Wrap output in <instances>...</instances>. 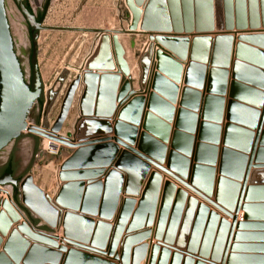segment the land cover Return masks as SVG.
<instances>
[{
  "label": "rangeland",
  "instance_id": "374dc122",
  "mask_svg": "<svg viewBox=\"0 0 264 264\" xmlns=\"http://www.w3.org/2000/svg\"><path fill=\"white\" fill-rule=\"evenodd\" d=\"M26 1L31 4L36 13H39L44 5V0ZM180 1L182 3V0ZM192 5L196 15L198 8L205 6L201 0H195ZM172 7L170 1L165 0V13L170 19L174 13ZM180 7H182L180 15L182 29L180 31H176L177 27L173 25H164L162 31L155 28L145 31L140 26L136 30L129 29L132 16L126 0H53L51 2L42 24L43 28L39 30L36 40L37 62L43 92L29 116L32 123L41 126L47 99L46 91L58 83L59 77L67 70L68 74L64 82L59 83L61 84L60 89L48 115V122L55 127L58 116L65 107L64 103L70 85L81 75V81L59 128L60 134L68 136L71 133V137L77 138L79 121L83 116L81 98L86 87L84 84V72L87 70L85 62L98 43L99 34L94 30L102 29L121 31L119 38L125 48V59L129 68L131 67V76L129 74L124 77L130 78L131 88L136 90V93L148 97L149 93L154 91L148 85L151 79L158 74V77L163 78L165 83H169V87L177 89L175 103L166 96H162L164 102L172 105L175 112L171 121L155 114L156 118L163 122L164 130L166 126L170 127L168 137L158 139L162 148L165 149L164 158L161 160L158 157H150L157 165L145 162L132 150L129 152L123 145L115 143L118 153L111 165L104 167V173L93 178L82 176L74 178L76 182H83L86 188L100 181L104 184L103 180L112 170L116 171L119 176L115 179L117 184L115 210L111 218L101 216L103 196L97 197L94 189L84 190L79 196L83 206L81 205L78 210L70 209L71 212H75L92 223L93 228L90 233L92 236L79 233L75 234L77 236H71L65 233L63 225L49 226L47 221L38 215L40 213V216L45 217L41 214L43 206L40 203H35L36 209L30 210L23 203L21 191L19 190V202H16L15 190L10 185H6L5 188L9 189L13 201L23 210L25 216L37 228L58 235L60 240H47L42 237L43 240H41L40 237L22 230L20 226L25 223L22 218L17 213L12 215L10 211L0 207V218L12 221V224L10 221L7 223L11 226L6 234L0 231V253L3 252L10 236L17 233L19 239L16 242L20 247L21 263L30 257L33 259V264H222L224 256L222 251L229 243L230 249L225 264H264V168L253 166L259 163V150H262L261 153L264 154V71L260 69L262 65L258 66L257 58H253V55L264 53L255 48L258 46V40L249 42V40L241 39L244 36L264 32V27L234 29L232 30L234 32L224 31L225 33L215 29L201 31L195 27V30L188 32L182 4ZM6 8L25 78L31 82L33 48L31 26L16 0H6ZM216 10L217 7L212 6V17ZM235 14H233V19L236 22ZM258 15L262 20V10ZM224 16H226L225 11H223ZM170 22L172 24V21ZM231 33L234 34L232 35L234 37L232 56L230 61L223 62L221 54H218L221 52L219 50L221 46L216 44V39L219 35ZM195 38L198 41L195 44L196 57L193 58L191 51ZM242 44L244 51H239L236 55V46H242ZM146 48L147 52L150 49L153 50L155 62L156 52L162 51L170 69L160 71L156 66L151 68L152 61L146 80L147 86L140 92L141 84L144 82L140 58ZM142 59L143 57L141 61ZM237 61L246 69L240 72V78L234 77L233 73L234 63ZM191 63L195 64L194 83L197 84L190 87L201 96L198 98L199 110L194 112L197 116L194 129L189 128L184 131L177 127L174 118L176 116L177 119V106L181 108L177 104L178 99L180 98L181 101L183 89L189 86L185 81V74ZM176 67L182 69L180 74L177 72L179 75L174 73ZM221 71L227 72L226 83L210 87L209 82L219 84ZM199 81L203 82L201 86ZM234 83L239 86L232 88ZM41 99L42 103H40ZM230 102L233 104L229 109ZM207 104L209 113L203 115ZM118 109L119 107H117V113ZM144 111L147 112L149 109L145 108ZM229 115L230 118H228ZM217 118L220 120L218 121ZM142 124L143 121L137 125L139 133L136 139L129 141L128 144L133 150L143 153L145 150L139 146L140 134L145 131ZM176 132L185 134L178 142L181 143L180 146L187 147L191 140V148L189 150L186 148L187 153L173 146ZM22 135L23 137L31 136L29 142L27 139L21 140V144L28 142L25 145V152L30 153V150L34 152L29 163L28 174L43 192L45 199L42 200L44 202L47 200L50 205H57L56 207L63 214L66 210L58 205L55 199L61 187L67 182L62 180L64 172L62 166L74 149H71L68 155L67 152L62 151L65 147L62 145L59 152H53L48 150L44 137L31 132ZM32 136H37V141ZM121 139L124 142L127 141ZM254 147H256V154L252 159L253 165L248 170ZM171 152L187 158L185 176L180 170L181 163L182 165L184 163L180 162L181 159L179 160L180 165H177L180 166L179 168L176 165L174 167L172 163L169 164ZM124 153H129L140 161L131 160L126 169L119 167L117 164L119 160H123ZM169 172L177 176L179 180ZM207 173L210 176L205 179L207 177L204 175ZM156 190H159L158 197ZM178 197L181 198L180 203H183V208L179 212V222L174 230L175 235L167 239L166 233L170 230L168 225L157 231L160 209H163V204H165L168 217L160 220L167 221L168 224ZM209 200L218 203L217 205L224 208L226 212L215 207ZM222 201L226 204H221ZM190 206H192L193 214L186 219L187 209ZM110 207L111 204L107 203L104 208L106 214ZM93 209L95 212H92ZM210 213L218 216L219 223L221 220L227 222L225 237L219 241L223 246L222 249L217 250L221 252L216 255L212 246L202 245L203 243L215 245L218 241L220 224H217L216 232L207 238ZM235 217H237L236 220ZM4 219H1L0 223H5ZM184 220L187 221L186 225H184ZM100 225L103 229H98ZM82 227H84V232L89 230L88 223L83 224ZM95 228L99 231L98 234ZM95 233L97 237H94ZM181 237H184V241H179ZM101 240H104L103 245H101L103 243ZM191 242H195L196 246H190Z\"/></svg>",
  "mask_w": 264,
  "mask_h": 264
},
{
  "label": "water",
  "instance_id": "95a60500",
  "mask_svg": "<svg viewBox=\"0 0 264 264\" xmlns=\"http://www.w3.org/2000/svg\"><path fill=\"white\" fill-rule=\"evenodd\" d=\"M170 4L173 6L174 12L172 18L170 19L169 15L165 13V0H126V4L128 9L132 11L131 16V24L129 29L136 30L138 24L141 20V29L142 30H151L155 28L156 30H163L164 25L177 27L176 31H180L181 27V4L184 10V16L187 26V31L192 32L195 30V27L201 31H211L215 29L216 31H232L234 29L237 30H245L248 27L251 29H258L261 26L264 27V0H262V16L263 21L261 23L258 13V4L256 0H249L247 4V0H201L205 4L202 8H198V13L196 15L193 3L195 0H169ZM17 4L19 5L21 11L29 21L31 26V39L33 43L32 48V56H31V67H32V80L28 82L25 78L24 71L22 69V65L19 59L16 43L14 40L7 8H6V0H0V152L5 149L11 142L15 139L20 137L23 133L28 132L34 133L36 135L41 136V133L37 131L35 128H39L36 123H32L29 121V113L31 109L34 107L35 103L41 97L43 92V85L41 80V74L37 62V43L36 40L39 36V30L43 28L42 22H37L35 19V15L32 14L24 5L22 0H16ZM146 2V3H145ZM51 0H47L45 5V11H47ZM145 3L144 10L140 8L142 4ZM181 3V4H180ZM217 7L215 15L212 17V6ZM248 6V10L247 9ZM171 8V10H172ZM236 11L235 13L233 11ZM223 11H225L226 18L223 17ZM233 14L236 15V22L233 19ZM166 16V19H165ZM174 17V18H173ZM215 17V18H214ZM184 20V21H185ZM167 21V22H166ZM172 21V24H170ZM100 35L99 43L95 49L94 54L89 58L86 63V68L90 69L94 64V67L97 68H104L109 69L111 66V52H110V34H112V39L114 43V48L117 56V60L119 66L121 67L120 72L118 74H95L90 73L89 71L85 73L84 76V84L85 90L81 98V112L83 116L79 121L77 138H86L88 139L91 136H97L105 132L107 134L109 131H112L111 124L105 122L104 120H97L90 118L89 116H103V117H110L112 114L115 113L117 107H121V110L118 115V120L114 126V132L116 137L113 139H99V140H92L89 139L87 142H83L77 146L78 149L71 152L69 158L63 164V181H67L60 189L55 201L58 205H60L63 209L66 210L63 218V226L65 227V233L71 236H77L78 234H86L92 236L91 229L93 225L88 220H85L82 216L75 214V212H71L70 209L78 210L79 207L84 204L80 202L79 196L84 192V190H92L94 189L97 192L98 196H103V211L101 216L103 218L110 217L114 213V203L116 200V178H119L116 171L112 170L108 173L107 178L103 182H96L94 184H90L85 188V184L80 181H74L76 176H82L83 178H93L99 174L105 172L106 166H110L113 162L114 158L116 157L117 147L118 145H123L125 148L128 149L130 152L131 150L142 160L147 163L155 164L157 163L152 159L158 157L159 159H163L165 155V149H163L161 142L158 139H166L170 133V127L166 126L165 130L163 128V122L156 118V115L164 117L168 121H171L172 117L174 116L175 109L172 105L164 102L162 96H166L169 100L173 103L177 101V94L174 87H169V83H165L163 78H159L158 74H156L149 83L148 87L153 88L154 91L149 93V96H143L139 93H136V90H133L131 87V80L130 78H123V86L121 88V92L117 94L119 82L121 80V72L124 76H128L130 72V68L128 65L127 60L125 59V48L122 45L119 34L121 31H114V30H94ZM225 33V32H224ZM242 40L253 42L256 40H260V44L264 43V34H256V35H248L241 38ZM198 40L195 38L193 40L192 45V54L191 57H196V42ZM206 42V40H203ZM233 43L234 37L229 34H222L217 36L216 44H220L221 58L223 62L230 61L232 52H233ZM236 55L239 54V51H244V46L238 45L236 46ZM206 54V53H205ZM204 56V55H203ZM153 61V50L150 49L149 52L144 54V57L141 61L143 62V83L141 84V91L146 88V80L148 78L150 72V65ZM156 68L160 71H169L170 66H168L167 61H165L164 53L162 51L156 52ZM166 63V64H165ZM229 63V62H228ZM179 64V63H178ZM180 65V64H179ZM194 65L190 64L186 74H185V81L188 83L189 86L185 87L182 91L180 105L181 108L178 110L177 113V127L182 128V130L186 129H194V124L196 121V114L195 111L199 110V102L198 98L201 96L200 93H197L193 88L190 86H194L195 79H194ZM243 64L240 62L234 63V77L240 78V72H244L246 69L242 67ZM181 66V65H180ZM177 68V67H176ZM182 71L179 67L175 70L174 73H179ZM177 73V75H179ZM220 80L218 83H210V87H216L220 84H225L227 79V72L221 71L220 72ZM68 71L65 70L62 75L59 77V82L55 85L57 86L56 96L58 95L60 85L59 83H63ZM81 81V76H78L70 85L67 98L65 99V107L63 108L62 112L58 116V119L55 124V130L59 131V128L65 118V113L70 106L73 94L77 89L79 83ZM164 82V83H163ZM200 86L203 82L199 81ZM168 84V85H167ZM54 85V86H55ZM235 86H239L236 83L232 84V88ZM222 87V86H221ZM233 92V90H232ZM47 97V95H46ZM54 102H50L46 99L44 110H43V119H42V127H45L48 123V115L51 111ZM118 103V105H117ZM229 105V109L231 108L232 104ZM148 108L149 111L145 112L144 109ZM204 112L206 115L209 113V106L208 104L204 107ZM231 115V114H230ZM230 115L228 118H230ZM188 117V119H187ZM218 119V118H217ZM220 118L218 119V121ZM143 121L142 127L144 128V132L140 134V148L142 147L145 152H139L137 150H133L132 147L128 144L129 141L136 139L137 134L139 133V129L137 125H139ZM220 129V128H218ZM184 133V132H183ZM181 132H176L174 134V144L176 148L179 150L186 151L191 148V140L186 147L185 145L180 146L181 143H178L181 140L182 135H185ZM187 135V134H186ZM227 136V134H226ZM68 137H71V133L68 134ZM127 140L123 141L121 138ZM188 137V135L186 136ZM190 137V136H189ZM114 140V142L112 141ZM262 150H259L258 160L259 163L252 164V159L256 154V147L253 148L251 162L249 164L248 170L252 167L255 168H264V154L261 153ZM152 157V158H150ZM123 160H119L118 164L119 167H123L126 169L129 166V162L132 161H140L135 159L129 153H124L122 157ZM171 161L169 162L173 164V166L178 167L180 162H184L183 165L181 163L180 170L182 175H186V166L187 165V158H182V156H178L175 152H171ZM123 161V163H122ZM179 163V164H178ZM98 167L99 169L96 171L94 168ZM178 167V168H179ZM182 168V169H181ZM142 172V171H141ZM140 172V173H141ZM171 173V172H169ZM176 177L178 180L179 178L174 174H170ZM210 174L204 175L208 179ZM204 179V180H205ZM11 182L13 185L18 186V189L22 193V200L25 206H27L30 210L36 209L35 203H40L43 208V212L48 219L57 220L59 215V211L53 206L48 203L46 200L45 202L42 200L44 197L43 192L39 189L36 184L33 182V178L30 174L26 175L20 181L12 180L11 174L7 173L4 176L0 177V191L1 186L7 185V183ZM102 182V183H101ZM120 184V183H119ZM106 187V188H105ZM159 189V188H158ZM18 191L15 193L17 194ZM222 192V191H221ZM156 196L158 197L159 190H156ZM168 192L166 190V196ZM156 197V198H157ZM10 198V197H9ZM107 199V200H106ZM207 199V198H206ZM38 200V201H37ZM181 198L178 197L177 202L174 206V211L169 219V223L167 221H161V218L168 217L166 216L167 210H165V204H163V209H160L159 221L157 224V231L161 229L163 226L168 225L170 230L166 233L167 239L173 238L175 235L174 230L178 225L179 219V212L183 208V203H180ZM215 207L220 208L222 211H225L224 208L217 205L218 203L209 200ZM218 201H220L218 199ZM152 202V201H151ZM107 203L111 204V207L108 208V212L106 214L104 208ZM231 202H229L230 204ZM18 209L23 213L24 219H27L28 222L31 224V228L34 230L31 231L30 227L24 223L21 227L22 230L28 231L32 235H36L38 237L50 240L55 239L59 240L58 235H52L50 232H47L42 229H38L33 222H31L23 210L18 206L15 202ZM152 204V203H151ZM223 205L226 203L222 201ZM228 204V205H229ZM34 206V207H33ZM16 207V206H15ZM33 207V208H32ZM239 208V206L237 205ZM156 208V206H155ZM237 208V211L239 209ZM181 209V210H180ZM95 212V209L92 210ZM226 212V211H225ZM155 214V209L154 212ZM193 214L192 206L187 209V216L188 217ZM186 215V213H185ZM154 216V215H153ZM18 217V216H17ZM40 218H43L42 216ZM210 223L207 228V238L211 237L213 232H216L217 224L219 225L218 230V241L215 245L211 243H203V246H212L214 249V254L221 251H217L218 249H222V244L219 243L225 237V227L226 221L221 220L220 223L218 221V216L214 213H210ZM237 217H235L236 220ZM49 226L52 227L51 223L47 222ZM88 223L89 230L84 232L83 224ZM103 223V222H100ZM187 221L184 220V225H186ZM4 228L8 225L6 223H0ZM54 228V227H53ZM96 229V228H95ZM98 229H103V226L100 225ZM171 230H173L171 232ZM99 232L96 229V233ZM94 234V237H97V234ZM50 235L49 236H46ZM195 232L193 233V236ZM206 238V239H207ZM19 239L17 233L10 236L9 240L6 242L3 252L0 253V264H33V259L30 257L24 259L21 263V253L20 247L16 242ZM43 240V239H41ZM102 241V240H101ZM104 241V240H103ZM102 241V242H103ZM178 241V240H177ZM179 241H184V237H181ZM99 243V242H98ZM101 243V245H103ZM178 244V243H177ZM0 245H1V238H0ZM190 246H196L195 242H191ZM234 247V246H233ZM34 249V248H33ZM229 243L227 244V248L222 251L224 256L222 257V264L226 263L227 260V253L229 251Z\"/></svg>",
  "mask_w": 264,
  "mask_h": 264
},
{
  "label": "bare ground",
  "instance_id": "6f19581e",
  "mask_svg": "<svg viewBox=\"0 0 264 264\" xmlns=\"http://www.w3.org/2000/svg\"><path fill=\"white\" fill-rule=\"evenodd\" d=\"M248 1L249 0H247V3H248ZM257 1V4H258V9H259V13L258 14H260L261 13V5H262V0H256ZM146 3V2H145ZM145 3L144 4H142L141 6H140V8L141 9H143L144 10V6H145ZM129 11L132 13V11L130 10V8H129ZM261 22L263 21V16H262V20H260ZM12 23H13V21H12ZM16 24V23H15ZM14 24V25H15ZM16 27V26H15ZM139 27V26H138ZM16 28H18V27H16ZM19 29H20V27H19ZM139 29V28H138ZM17 33V32H16ZM101 35V34H100ZM100 35H99V37H98V43H99V40H100ZM98 43L96 44V46H95V48H94V50H93V52L91 53V55H90V57L94 54V52H95V49H96V47H97V45H98ZM110 52H111V57H112V61H111V66H110V68L109 69H104V68H97V67H94V64L92 65L91 64V66H93L92 68H90V69H87V70H85V72H92V73H95V74H99V75H102V74H118L119 72H120V69H121V67L119 66V63H118V60H117V56H116V52H115V48H114V43H113V39H112V35L110 34ZM147 52V48H146V51L143 53V55L141 56V58L142 57H144V54ZM89 57V58H90ZM189 57H190V55H189ZM188 57V58H189ZM89 58L87 59V61L89 60ZM141 58H140V68H141V71H142V74H143V71H144V69H143V66L141 65ZM87 61L85 62V66H86V63H87ZM114 62H115V64H114ZM155 61L153 60V62H152V66H151V68L153 67V66H156V63L157 62H155ZM154 63V64H153ZM158 64V63H157ZM86 68V67H85ZM151 68H150V70H151ZM114 71V72H113ZM117 71V72H116ZM85 72H84V74H85ZM116 72V73H115ZM83 74V75H84ZM121 74V80H120V82L122 83V86H123V77H124V75L122 74V72L120 73ZM129 74H130V76H131V67H130V72H129ZM81 76V75H80ZM83 77V76H82ZM120 82H119V85H120ZM148 84V83H147ZM122 86H121V88H122ZM121 88L119 89V86H118V91H117V94H119L120 92H121ZM56 90H57V86L55 85V86H52V87H50L49 89H47V91H46V95H47V99L51 102H54L55 101V96H56ZM121 107H119V112H120V109ZM117 111V110H116ZM116 111H115V113H116ZM119 112H118V115H119ZM115 113L114 114H112L110 117H103V116H101V117H99V116H95V115H91V116H89L90 118H93V119H97V120H104L105 122H108V123H110L111 124V127H112V131H109L107 134H105V132H103L102 134H100V135H97V136H91V137H89L88 139H86V138H73V137H68V136H66V135H63V134H60L59 133V131H56L55 130V127L53 126V125H51L49 122L47 123V125L45 126V127H42V126H40L39 128H35L37 131H39L40 133H41V136L42 137H44V139H45V141H46V144H47V148H48V150H50V151H53V152H59V150H61V147H62V145H64L65 147L62 149V151H65V152H67V154L69 155V151L71 150V149H74V151L75 150H77L78 149V147L77 146H80L79 144H81V143H83V142H87L89 139H92V140H101V139H113V138H115L116 137V134H115V132H114V126H115V123H116V121L118 120H116L115 121V123L114 124H112L111 123V121H110V118H112L114 115H115ZM84 117H86V116H82L81 117V119L82 118H84ZM142 126V125H141ZM26 132H28V129L26 130ZM114 134V135H113ZM71 140V142H68V141H70ZM112 141H114V140H112ZM77 142H79V144H76ZM67 147V148H66ZM72 151V150H71ZM60 154H61V152H60ZM71 155V154H70ZM69 155V156H70ZM69 156L66 158V160L69 158ZM115 165V164H114ZM95 170H98L99 168L98 167H96V168H94ZM104 181V180H103ZM5 186L6 185H3V186H1V191H0V207H2V208H5L6 210H8V211H10V213H12V215H13V213L14 214H18L21 218H22V220L26 223V225H27V227L29 226L30 227V229H31V231L33 232L34 230L31 228V224H30V222H28L27 221V219H24V216H23V213L18 209V207H17V205L15 204V202L13 201V199H12V195H11V192L9 191V189H6L5 188ZM10 197V198H9ZM54 205V204H53ZM16 206V207H15ZM57 206V205H56ZM55 205H54V207L59 211V215H58V217H57V220H52V219H48L46 216L45 217H43L44 218V220L45 221H47V222H49V223H51V225H55L56 226V224H58V227H60V226H62L63 225V218H64V214L66 213V211L62 214V212H61V210H59L57 207H56ZM33 208V207H32ZM34 209V208H33ZM62 209V208H61ZM38 213V212H37ZM38 215H39V217H41L40 216V213H38ZM42 218V219H43ZM1 219H4V218H0V220ZM8 221H10V220H6V219H4V222L7 224L8 223ZM22 221V222H23ZM11 222V224H12V221H10ZM21 222V223H22ZM20 224V223H19ZM11 226V225H10ZM10 226H7V227H3L1 224H0V231L2 232V233H4V234H6L7 233V231L9 230V228H10ZM54 226V227H55ZM14 230V229H13ZM12 230V231H13ZM11 231V232H12ZM46 231V230H45ZM52 235H56V234H53V233H51ZM46 236H49L50 237V235H47L46 234ZM1 237V236H0ZM60 238V237H59ZM60 240V239H59ZM4 245V244H3Z\"/></svg>",
  "mask_w": 264,
  "mask_h": 264
},
{
  "label": "flooded vegetation",
  "instance_id": "af4514ba",
  "mask_svg": "<svg viewBox=\"0 0 264 264\" xmlns=\"http://www.w3.org/2000/svg\"><path fill=\"white\" fill-rule=\"evenodd\" d=\"M25 1L22 0L24 5H25ZM52 1L53 0H51V2ZM46 2H47V0H44V5H43L42 9L39 11V13L38 12L36 13L33 10L31 4L29 3L30 7H31V11L30 12L35 15V19H36L37 22H40L42 19L44 21V19H45L46 13H47L50 5H51V3H50L47 11H45ZM42 24H43V22H42ZM32 109H31V111H32ZM31 111L29 113V116L31 114ZM30 137L31 136L23 137V135H21L20 137L15 139L13 142H11L6 147V148H8V147L10 148V153H9V156L7 157L5 162H1L0 161V177H2L5 174L9 173V174H11V179L12 180L20 181L22 178H24L28 174V172H29V170H28L29 163L31 161V158L33 157V153L34 152L31 151V150H30V153L25 152V148L21 147L20 144H21V140L22 139H27V141L29 142V139H31ZM32 137H34V139L37 141V136H32ZM18 152H22V153L24 152V153L22 155L18 156ZM7 185L8 186L10 185L12 187V189H14L15 192H16V189L18 188V186L13 185L11 182L7 183ZM18 193H19V189H18L17 194ZM17 194L15 193V195H17Z\"/></svg>",
  "mask_w": 264,
  "mask_h": 264
},
{
  "label": "crops",
  "instance_id": "0c3cea01",
  "mask_svg": "<svg viewBox=\"0 0 264 264\" xmlns=\"http://www.w3.org/2000/svg\"><path fill=\"white\" fill-rule=\"evenodd\" d=\"M259 16V15H258ZM259 18H260V20H261V16H259ZM142 20V19H141ZM141 20H140V22H139V24H138V26H140L141 25ZM232 32H234V31H232ZM257 34H264V32H258ZM229 35H233L234 36V34L233 33H231V34H229ZM236 36V35H235ZM120 39V38H119ZM120 41H121V39H120ZM263 42H264V40H263ZM260 44V40H258V46H255V48L257 49V50H261L262 51V53H264V43H261V45H259ZM123 45V44H122ZM253 58H257L256 60H257V64H259L258 66H261L262 65V67H260V69H262L263 71H264V54H255V55H253ZM255 60V61H256ZM258 62H261V63H258ZM114 64H115V62H114ZM253 64V66H254V63H252ZM256 64V63H255ZM114 72V71H113ZM117 72V71H116ZM115 72V73H116ZM121 86H122V83L120 82V85H119V89L121 88ZM177 104H179L180 105V98L178 99V102H177ZM181 106V105H180ZM180 107H178L177 106V112H178V109H179ZM117 118H118V113H117V111H116V113H115V115L112 117V118H110V121L111 122H115L116 120H117ZM174 121H176V116H175V118H174ZM46 142V141H45ZM28 143V142H27ZM27 143H23V144H20L21 145V147H23V148H25V145H27ZM46 146H47V144H46ZM9 153H10V148L8 147V148H6V149H4L3 151H1L0 152V161L1 162H5L6 161V159H7V157L9 156ZM24 153V152H23ZM22 152H18V156H20V155H22L23 154Z\"/></svg>",
  "mask_w": 264,
  "mask_h": 264
},
{
  "label": "trees",
  "instance_id": "16d2710c",
  "mask_svg": "<svg viewBox=\"0 0 264 264\" xmlns=\"http://www.w3.org/2000/svg\"><path fill=\"white\" fill-rule=\"evenodd\" d=\"M25 6H26V8L29 10V11H31V7H30V4H29V2L28 1H25ZM42 99L40 100V103H42ZM16 191H18V188L16 189ZM15 201L16 202H19V193L17 194V195H15Z\"/></svg>",
  "mask_w": 264,
  "mask_h": 264
}]
</instances>
